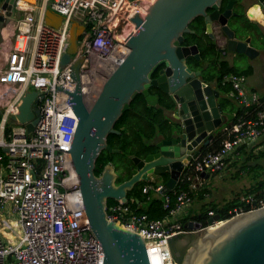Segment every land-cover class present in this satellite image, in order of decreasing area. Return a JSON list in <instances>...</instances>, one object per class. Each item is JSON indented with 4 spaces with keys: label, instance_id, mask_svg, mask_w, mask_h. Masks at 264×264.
Instances as JSON below:
<instances>
[{
    "label": "built area",
    "instance_id": "obj_1",
    "mask_svg": "<svg viewBox=\"0 0 264 264\" xmlns=\"http://www.w3.org/2000/svg\"><path fill=\"white\" fill-rule=\"evenodd\" d=\"M31 1L15 2L10 33L0 43L4 51L0 65V264H98L102 249L88 225L69 153L77 118L66 102L68 94L55 90L56 84L68 90L71 69L67 63H58L75 23L79 32L69 62L84 55L78 67L81 94L85 104L95 98L129 51L115 39L138 0ZM45 9L60 16L57 26L43 21ZM245 82L241 73L222 77L221 83L229 85L224 96L244 110L239 115L232 113L234 119L218 128L217 148L199 151L184 163L178 179L187 183V189L174 193V206L166 215L148 218L133 210L127 200L104 204L108 220L141 237L149 264H177L169 240L190 232L179 221L181 210L191 205L189 191L202 187L209 175L220 173L243 151H260L264 95ZM26 92H35L37 109L29 133L16 118ZM148 188L161 193L162 184L144 186L142 192ZM168 200L163 195L164 207ZM238 200L251 208L264 206L263 198L251 193L239 195ZM242 211V205L232 210L233 215ZM11 220L15 226L9 224Z\"/></svg>",
    "mask_w": 264,
    "mask_h": 264
},
{
    "label": "water",
    "instance_id": "obj_2",
    "mask_svg": "<svg viewBox=\"0 0 264 264\" xmlns=\"http://www.w3.org/2000/svg\"><path fill=\"white\" fill-rule=\"evenodd\" d=\"M16 1L3 0L0 4V43L2 28L14 17ZM255 1L264 13V0ZM219 3L220 0H138L140 6L137 12L115 39L126 45L129 51L105 79L90 106L83 101L78 76V67L84 55L72 64L69 62L79 32L75 23L71 24L69 45L58 63L59 66L68 64L71 82L68 90L59 88L58 84L55 90L68 94L66 102L77 118L69 153L88 225L102 249L103 256H98V264H149L141 237L105 217V200L126 201V191L135 182L150 180V175L158 177L164 172L168 178L162 185L161 193L172 189L184 163L195 158L200 151L199 145L207 144L226 121L217 103L219 92L199 78L198 70L193 71L185 64L188 55L198 58L194 44H181L182 34L191 32L187 24L201 15L208 37L213 38L210 31L212 22L219 25L226 37L222 52L242 53L248 58L258 53L249 45V38L235 39L233 31L227 26L233 1H228L222 12L217 11ZM206 9L211 11L206 13ZM42 15L46 24H59L60 16L49 9H45ZM158 65L161 68L157 76L151 77ZM150 87L166 93L174 103L169 113L179 122L180 132L169 139L156 141V152L143 158L132 157L134 167L128 179L115 185L116 173L110 164L95 176L92 169L99 151H116L105 143V137L109 132H117L112 125L133 96L140 92L147 104L156 103V96L148 93ZM35 99V92H26L16 115L17 120L25 124L27 133L36 121ZM205 222L206 225L197 221L186 224L189 229L201 231V240L197 245L198 239L195 241L190 257L185 258V261L189 258L187 264H264V206L250 208L223 220L216 213ZM180 235L170 240L178 238L185 245ZM172 256L177 264H183L184 260L178 253H172Z\"/></svg>",
    "mask_w": 264,
    "mask_h": 264
},
{
    "label": "trees",
    "instance_id": "obj_3",
    "mask_svg": "<svg viewBox=\"0 0 264 264\" xmlns=\"http://www.w3.org/2000/svg\"><path fill=\"white\" fill-rule=\"evenodd\" d=\"M2 1L0 0V4ZM228 1H233L228 27L233 31L234 38L242 40L243 38L249 37V45L253 46L250 43L251 41L261 43L264 52V31L257 22L248 19L245 15V10L247 11L252 4L247 5L246 9V7H243L242 0H223L222 6ZM187 28L191 32L187 31L182 34L183 39L181 44H194L197 48L198 58L188 55L185 58V63L191 70H198L200 79L208 84H212L219 92L217 103L222 110L228 109L230 113L229 121L233 120L232 113L239 115L243 112L244 108L239 106L233 99L224 96L229 89V85L221 83V79L228 73H241L245 76L250 75L252 68L251 66L238 68L221 57V49L223 46L219 47L213 38L208 37L205 32L203 16H195L187 24ZM233 54L235 56H244L242 53ZM159 67L161 65L152 72L151 77L157 76V69ZM148 93L156 96V103L154 105L147 104L143 94L138 92L129 101L128 107L114 121L112 128L117 132H109L105 137V143L110 148L116 149V151L109 152L106 149L99 151L94 159L92 169L95 176L101 173L105 165L110 164L116 172L115 183H120L128 179L131 175V169L134 167L131 160L132 157L143 158L147 154L156 152V140L169 139L172 135L180 132L179 122L169 115V112L174 107V103L168 95L154 87H150ZM225 122H228V120ZM220 138L221 136L218 134V131H215L213 137L207 144L199 145L200 151L204 152L217 148ZM242 153L244 154L242 161L249 160L255 155L250 151H243ZM255 165H249L248 169L254 168ZM167 178L168 174L164 172L159 176V180H139L135 182L126 191L128 205L136 212L146 214L148 218H162L166 215L168 209L174 206V193L179 189H187V183L178 179L175 186L164 193H156L151 188L142 192V188L149 185L154 186L158 182L163 185ZM262 190H264V177L263 180L254 181L243 192L251 193L256 198H263L264 200ZM206 191L205 187H200L196 191H189V194L193 200H200ZM163 195L168 196V207L163 206ZM238 196L239 194L220 205L211 201L208 202V206L201 204L196 213L187 214L179 219L181 226H186L189 221H197L202 225H206V219L211 216L208 214V211H212L213 214H219V219L223 220L232 216L233 208L238 205H242L244 210L250 209L251 206L240 202ZM114 201V199L107 198L105 203L110 204ZM170 242L172 241L170 240ZM173 259L176 258L173 256Z\"/></svg>",
    "mask_w": 264,
    "mask_h": 264
},
{
    "label": "rangeland",
    "instance_id": "obj_4",
    "mask_svg": "<svg viewBox=\"0 0 264 264\" xmlns=\"http://www.w3.org/2000/svg\"><path fill=\"white\" fill-rule=\"evenodd\" d=\"M252 2L255 3L256 1L255 0H242L243 7H246L247 5H249ZM252 7H255L256 9H254V11H251L249 13H246L247 11L245 10V15L247 14L246 17L248 16L247 17L248 19L250 18V20L257 22L261 26L262 30L264 31V26L258 22L259 19L261 21L260 16L262 15L260 8L258 6H255V5H252L251 8ZM246 9H247V7H246ZM9 28L11 30L10 25H9ZM210 31H211V29H210ZM247 38H249V37H247ZM217 40H218L217 45L219 47H222L221 46V44H222L221 40L222 39L220 38V35H218ZM250 43L258 51L256 56H254L252 58H248L245 55L244 56L243 55L242 56L241 55L235 56L233 53L230 52L229 54L223 56L222 58L228 60L230 63L234 64L238 68H244L246 66H251L252 73L250 75L245 76V80H246L245 85H246V87L254 88L259 94H264V52H263V46L261 43H257L254 41H251ZM2 50H3V47H2ZM210 85H212V84H210ZM91 103L92 102L88 101V102H86V105L90 106ZM223 114L225 115L226 119L230 118V113H229L228 109L227 110L224 109ZM176 134H178V133H176ZM259 150L260 151L257 152L254 156H252V157L250 156L251 158L249 160L240 162L241 164H243V166H242L241 170L240 169L238 170V173L236 175H234V173L232 172L233 168H232V170H230V172H232V173L229 175H226L223 178L219 177L218 175H210L208 177V181L210 182V184L205 183L202 185V187L206 188L207 195H203L202 199H200V200H193L192 199L194 211L199 210V207L201 204H205V206H208L207 204L210 201L213 203H216V204L217 203L221 204L224 201L230 199L231 197H234L238 194L242 195L244 193L243 190L246 187H248L249 185H251L254 181L263 180V177H264V143L261 145ZM254 164H256L254 168L248 169L249 165H254ZM154 180H159V176L156 177V179L154 177ZM114 184L116 185L118 183H115V180H114ZM189 230H190V232L180 233L182 235L181 236L182 239L185 241L184 248L182 249V253L180 255V257L182 258L181 260L182 261L184 260L183 264H185V258H187L188 255L191 254V251L193 250L194 245H195V241L198 239L196 241V244H197V242L201 240V239H199V237H201V231H199L197 229H189ZM171 255H172V253H171Z\"/></svg>",
    "mask_w": 264,
    "mask_h": 264
},
{
    "label": "flooded vegetation",
    "instance_id": "obj_5",
    "mask_svg": "<svg viewBox=\"0 0 264 264\" xmlns=\"http://www.w3.org/2000/svg\"><path fill=\"white\" fill-rule=\"evenodd\" d=\"M222 2H223V0H220V3L218 4V6H217V11L218 12H222L224 9H225V7H226V4H227V2L222 6ZM253 5V4H252ZM255 6H258V5H255ZM254 9H256L255 7H249L248 9H247V12L246 13H249V12H251V11H254ZM211 11V9L210 10H208V9H206V13H208V12H210ZM261 11V10H260ZM231 12H232V7H231ZM261 13H262V15L260 16L261 17V21H260V19H259V23L260 24H262L263 26H264V14H263V12L261 11ZM229 18H230V16L227 18V26H228V21H229ZM211 32H212V34H213V39H214V41L216 42V43H218V40H217V37H218V35H220V38L222 39L221 40V46H223V48H225V44H226V37L224 36V34H223V32L220 30V27H219V25L216 23V22H212L211 23ZM230 52L229 51H227V50H225L224 52H222L221 51V57H223V56H225V55H227V54H229ZM232 53V52H231ZM224 59V58H223ZM226 60V59H225ZM227 62H229L228 60H227ZM230 63V62H229ZM186 64V63H185ZM159 66V65H158ZM157 66V67H158ZM187 66V65H186ZM161 67H159L158 69H157V71L160 69ZM194 71V70H193ZM199 76V75H198ZM199 78H200V76H199ZM175 135V134H174ZM156 141H158V140H156ZM182 235H180V237H181ZM182 238V237H181ZM171 241L172 242H170V248H171V250H172V253H173V255L175 254V253H178V255L180 256L181 255V253H182V249L184 248V245L181 243V241H180V239H178V238H173V239H171Z\"/></svg>",
    "mask_w": 264,
    "mask_h": 264
},
{
    "label": "crops",
    "instance_id": "obj_6",
    "mask_svg": "<svg viewBox=\"0 0 264 264\" xmlns=\"http://www.w3.org/2000/svg\"><path fill=\"white\" fill-rule=\"evenodd\" d=\"M253 3V2H252ZM252 3H250V4H252ZM37 6H38V8H41V6H42V3L39 1L38 3H37ZM39 13H38V11H37V15H38ZM6 26H9V24L8 25H6ZM10 27H11V25H10ZM10 29V28H9ZM9 33H10V31H9ZM8 33V34H9ZM8 34L6 35V36H4L3 34H2V32H1V37H2V40H4L7 36H8ZM1 48H0V65L3 63V53H4V51L2 50V47H3V44H2V46H0ZM2 55V56H1ZM261 95H263V94H261ZM223 111V110H222ZM169 115H171L170 113H169ZM172 116V115H171ZM225 116V115H224ZM225 119H226V117H225ZM229 121V119H226V121ZM242 158L244 159V154L242 153V154H240V156L234 161V162H232V163H230V164H228L225 168H223L222 169V171L220 172V173H218V174H216V175H218L219 177H225L226 175H229V174H231L232 172L234 173V175H236L237 173H238V170L240 169L241 170V168H242V164L240 163V162H242ZM232 168H233V171L232 172H230V170H232ZM228 172V173H227ZM210 176V175H209ZM208 176V177H209ZM154 177H155V179H156V176H154V175H150L149 176V178H150V180H154ZM208 177H207V179L205 180V182L203 183V184H207V183H209L210 184V182L208 181ZM159 183V182H158ZM157 183V184H158ZM207 193V192H206ZM207 195V194H206ZM193 201V200H192ZM225 202V201H224ZM218 204V203H217ZM222 204V203H221ZM220 205V204H219ZM197 212V210L196 211H194V207H193V202H191V205L186 209H183V210H181V212L179 213V216H180V218L181 217H183V216H185V215H187V214H194V213H196Z\"/></svg>",
    "mask_w": 264,
    "mask_h": 264
},
{
    "label": "bare ground",
    "instance_id": "obj_7",
    "mask_svg": "<svg viewBox=\"0 0 264 264\" xmlns=\"http://www.w3.org/2000/svg\"><path fill=\"white\" fill-rule=\"evenodd\" d=\"M31 0H17V5H19V4H21V3H26V4H31ZM253 5H257L256 3H253ZM138 8H139V4L137 3L136 4V6H135V8L132 10V12H131V14H130V16L128 17V20H129V18H131L136 12H137V10H138ZM264 14V13H263ZM247 15V14H246ZM248 17V16H247ZM250 19V18H249ZM127 20V21H128ZM9 31H10V29H9V26H5L4 28H2V30H1V32H2V34L4 35V36H6L8 33H9ZM1 48V47H0ZM1 51V50H0ZM4 54V53H3ZM86 97H88V98H90V95H87ZM92 98V97H91ZM93 99L94 98H92V99H89V102H92L93 101ZM220 222V221H219ZM214 223H217V222H214ZM9 224L10 225H12V226H15L14 224V221L13 220H11L10 222H9ZM207 231H208V226H207V228L205 229V234L207 233ZM7 235H9V234H7ZM199 242V241H198ZM197 242V243H198ZM197 245V244H196ZM192 252V251H191ZM189 257H190V255H189ZM189 259V258H188ZM188 259L185 261V264H187L188 263Z\"/></svg>",
    "mask_w": 264,
    "mask_h": 264
}]
</instances>
